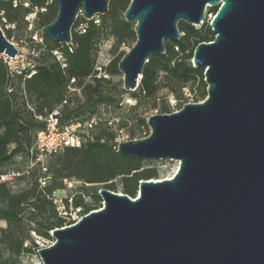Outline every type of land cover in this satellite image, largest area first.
I'll return each instance as SVG.
<instances>
[{"label": "water", "instance_id": "1", "mask_svg": "<svg viewBox=\"0 0 264 264\" xmlns=\"http://www.w3.org/2000/svg\"><path fill=\"white\" fill-rule=\"evenodd\" d=\"M57 3L42 34L61 43L80 12L108 11V0ZM208 7L218 9L215 38L190 61L207 97L151 115L147 137L118 145L126 156L178 160L176 174L141 180L136 198L100 189L102 207L52 230L43 264H264V0H131L125 19L137 41L119 70L123 88L135 89L149 57L181 37L178 22L200 26ZM17 54L0 26V55Z\"/></svg>", "mask_w": 264, "mask_h": 264}, {"label": "trees", "instance_id": "2", "mask_svg": "<svg viewBox=\"0 0 264 264\" xmlns=\"http://www.w3.org/2000/svg\"><path fill=\"white\" fill-rule=\"evenodd\" d=\"M130 2L131 0H113L109 13L116 17L119 10L126 12ZM27 3L24 7L22 0H0V10L10 22L16 21L19 15L17 12L25 17L33 11L38 15L42 27L55 20L58 12L57 0L55 4L50 3V0H27ZM43 8L45 11H41ZM217 10V7L213 8L215 13ZM82 20H75V24L84 22L86 26L83 32L72 33V51L65 43L52 41L46 36L41 43H36L37 47L32 51L38 53L36 59L41 60L42 64L37 66V71L31 78H12L7 63L0 58V166L10 160L16 161L17 157L23 159L25 166L35 135L44 126L36 114H44L45 109L52 110L63 101L71 78H76L82 89L80 95H76L70 103L62 107L61 116L64 119L93 114L102 105H110L113 102L120 107V102L129 94L137 96V90L144 96L151 97L158 90L157 78L160 71H164L180 86L193 80L197 83L199 96L202 99L207 97L208 85L204 80V71L193 67L189 60L193 58L194 49L200 42L213 41L215 38L208 21L199 27L182 22L180 32L184 34L178 40L166 43L165 53L152 54L149 57L137 89L129 91L122 88L121 97L113 101L103 90V86L110 82V79L97 76V58L93 52L100 35L99 28L94 19L83 17ZM0 26L5 31L1 23ZM113 33L118 45L128 40L134 45L137 41L135 28L126 19L114 25ZM6 36L11 39L10 29L6 31ZM56 49L62 50L66 68H62L61 62L53 54ZM179 49L187 54L179 56ZM125 55L126 53H123L114 57L108 65H101L109 75H113L119 72V62ZM9 88H12V91H9ZM137 122L145 125L146 119L140 118ZM123 124L125 125L124 122ZM100 127V131L93 135V140H88L80 147H66L61 153L48 158L52 160L50 166H47L48 173L53 171V175L50 176L51 182H47L43 188L39 183V178L43 175L41 168H33L29 173L23 172L24 166L3 171L0 169V219L7 223L6 228L0 229L2 232L9 235L12 227L23 225L24 210L27 206L35 209L40 215L49 212L45 220L38 223L41 224L42 231H35L40 237L51 238L50 232L53 229L73 224V220H68L59 213L53 199L56 191L62 188L65 178L74 177L83 182L82 189L76 191L71 200L68 197L64 202L74 210L80 208L81 213L85 215L102 207L100 189L107 188L117 192V179L120 180L122 192L136 198L140 181L156 177L157 169L145 168L144 159L120 153L115 148L114 131L106 126ZM11 144L14 145L12 149ZM11 170L21 174L15 176L12 182L3 181L1 175ZM28 177L35 178L31 187L19 192L12 190L16 181ZM60 178L62 179L59 181ZM87 196L91 198V202L86 201ZM33 220L35 217L30 222ZM8 244L11 253L16 256L39 249L36 240L30 247L24 245V239L8 241Z\"/></svg>", "mask_w": 264, "mask_h": 264}, {"label": "rangeland", "instance_id": "3", "mask_svg": "<svg viewBox=\"0 0 264 264\" xmlns=\"http://www.w3.org/2000/svg\"><path fill=\"white\" fill-rule=\"evenodd\" d=\"M24 2V7L28 5L27 0H22ZM56 0H50V3L55 4ZM113 0H108V11L105 13L99 12L96 13L92 19L96 22L97 27L99 28L100 35L99 38L94 45L95 57L97 58V65H101V63H106L108 59H113L114 57L120 56L123 53H128L133 45V42L127 41L121 44H117L116 35L113 33L114 25L122 19H125V11L119 10L116 17L112 16L109 13V9L112 6ZM214 7L206 8V19L205 21L211 22L212 17L215 12L213 11ZM41 11H45L43 8ZM15 22L8 21L5 18V13L0 10V23L5 28L6 31L10 29L12 31L11 41H13L18 48L22 49L24 53L29 56L32 54V49L36 48L35 39H37L38 43L43 41L44 35L42 34V26L40 25V20L36 12L28 14L25 17H22L19 12ZM83 17L85 18L83 12H80L77 19L83 21ZM184 20H180L178 22V27L180 29V25ZM135 28V23H131ZM85 23L80 22L78 24H73L71 28V35L74 32H83L85 29ZM199 27V26H197ZM183 35L184 32H181ZM172 39H165V44L171 42ZM45 42V41H44ZM179 56H185L187 52H182L180 49L178 50ZM4 55H0V58L4 59ZM192 59V58H191ZM191 59L189 61H191ZM41 60H37V65H40ZM19 65L21 62L18 63ZM42 64V63H41ZM110 82L106 83L103 86L104 92L109 95L113 101L119 99L121 97L122 88H123V73L119 70V72L110 75ZM158 90L151 97H146L139 90L134 94H129V97H132V103L126 105H120L118 107L115 103H111L108 105V113L111 117H117L119 119L118 125L123 126V122L125 123V132L130 135V137L136 138H145L150 132L151 128L147 123V119L153 114L159 113H173L175 111L180 110L184 104L190 102H201L202 99L199 96V91L197 89V83L193 80H189L186 82L184 86H180L179 83H175L172 81L168 74L164 71L159 72V76L157 78ZM23 86V85H22ZM173 89V91H172ZM140 118L146 119V124L141 125L137 121ZM112 126L111 130L114 131L115 136L121 140L123 138L122 132L119 131V126ZM124 126V127H125ZM101 127L96 128L93 131V135L97 134L100 131ZM14 147L13 144L10 145V149ZM61 153V152H60ZM52 160L47 161V166H50ZM144 167H151L157 169V175L154 179H164L173 177L178 168L180 162L175 159H144ZM24 166L23 159L21 157H17L16 161L10 160L5 164L0 166V169L7 170L9 168L18 167L21 168ZM53 172V171H52ZM52 172H49L50 176L53 175ZM51 178V177H50ZM48 179V183L51 182V179ZM62 178L58 179L59 181ZM34 177H28L25 179H20L13 184L12 190L15 192H19L25 190L32 186L34 183ZM83 182L77 178H65L63 179V186L59 190L56 191L55 196L58 199H62L64 208L62 211L67 212L66 218L69 220H77L80 217V214L74 213V209L72 207H67L64 200L71 197L76 193V191L81 190ZM89 185V184H86ZM117 192H122V187L120 184V180H116ZM91 187V186H90ZM123 193V192H122ZM139 193V188L137 190V195ZM86 201L91 202L90 197H86ZM103 205V201L101 206ZM70 212L73 213L70 215ZM49 215V212L40 215L35 209L33 210L29 206L24 210V222L21 226H14L11 228V232L9 235L2 232L0 230V264H43V261L38 252L39 249L43 248L45 245L49 243L50 238L42 237L39 242V249L32 253H22L21 255H13L9 249L8 241H17L24 239L25 246H32L35 240H37L35 231L39 233L42 231L41 224H38L40 221H44L45 218ZM33 222H30L31 219H34ZM7 223L4 220L0 219V229L6 228ZM52 232V231H51ZM50 232V235H52Z\"/></svg>", "mask_w": 264, "mask_h": 264}, {"label": "built area", "instance_id": "4", "mask_svg": "<svg viewBox=\"0 0 264 264\" xmlns=\"http://www.w3.org/2000/svg\"><path fill=\"white\" fill-rule=\"evenodd\" d=\"M35 42L38 43L37 39H35ZM65 44L72 51V41ZM32 54L33 55L27 56L22 49L18 48V54L16 57H9L4 55V61L8 65L10 76L12 78L22 76V78L25 80L31 78L36 73L38 66L36 57L38 56V53L33 50ZM53 54L55 55L56 59L61 62L62 68H66L67 63L64 61L62 50L56 49L53 51ZM110 61L111 59H108L105 65H108ZM19 62H21L20 65L18 64ZM96 69L98 70V77L103 76L105 78H110V75L106 72L102 65H97ZM137 87L129 91H135ZM81 89L82 87L77 84L76 78H71L69 83L67 84L66 95L63 101L52 110L45 109L44 114H36L37 119L42 121L44 123V126L43 128L39 129L35 135L34 142L30 148V156L24 166L23 172L29 173L33 168H41L43 173V175L39 178L41 188L47 185L48 179L50 178V175L48 173L47 161L51 155L59 153L66 147H80L88 140H93V131L100 126H106L111 129L112 126H116L119 123V119L117 117H111V115H109L107 110L108 105H102L99 110L93 114L76 116L66 119L62 118V107L65 104L70 103V101L76 95H80ZM9 91H12V88H9ZM132 100V97L127 96L120 102V105L130 104L132 103ZM29 107L31 108V110L35 111L33 107ZM124 126L125 125L121 127L119 126V131L120 133L122 132L123 138L119 140V138L115 136L114 141L116 145L115 148L117 150L120 142L137 139L136 137L131 138L130 135L125 132L126 126ZM20 174L21 173L19 171L11 170L6 174L1 175V179L3 181L12 182L13 178ZM53 199L55 204L57 205L59 213L62 216L66 217L67 212L62 211L64 208L62 199H58L55 194L53 195ZM77 212L80 214V217L77 220L73 218L74 223L80 220L83 216L80 208L74 210V213ZM71 214L73 213L70 212V215ZM36 238L37 242L42 239V237L40 236H36ZM54 241L55 238L51 235L49 243L44 247L52 245Z\"/></svg>", "mask_w": 264, "mask_h": 264}]
</instances>
